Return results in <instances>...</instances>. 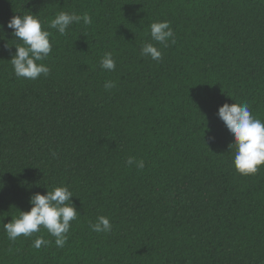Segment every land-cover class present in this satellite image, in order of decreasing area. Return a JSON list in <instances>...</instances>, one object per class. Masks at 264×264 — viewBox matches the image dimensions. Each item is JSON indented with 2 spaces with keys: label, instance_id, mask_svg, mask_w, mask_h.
<instances>
[{
  "label": "trees",
  "instance_id": "16d2710c",
  "mask_svg": "<svg viewBox=\"0 0 264 264\" xmlns=\"http://www.w3.org/2000/svg\"><path fill=\"white\" fill-rule=\"evenodd\" d=\"M61 11L92 23L61 36L48 28ZM19 14L51 33L36 80L10 62ZM159 21L166 48L151 40ZM0 25V264H264V166L237 173L216 115L246 102L264 120V0H0ZM145 42L162 59L141 56ZM107 52L115 71L100 67ZM62 185L79 211L64 247L43 228L9 240L29 197ZM99 216L110 232L92 231Z\"/></svg>",
  "mask_w": 264,
  "mask_h": 264
},
{
  "label": "clouds",
  "instance_id": "9594fccd",
  "mask_svg": "<svg viewBox=\"0 0 264 264\" xmlns=\"http://www.w3.org/2000/svg\"><path fill=\"white\" fill-rule=\"evenodd\" d=\"M88 25L92 18L88 14L83 16L75 12H59L48 24V28L55 29L61 36L70 30L74 23ZM7 28L12 29V35L21 43L15 46V53L10 60L14 74L17 78L36 80L42 74L49 75L50 68L43 63L52 52L50 42L51 33L42 27L38 15H15L7 22ZM151 40L156 44L169 46L175 43L174 31L168 21L152 22L149 25ZM4 25H0V32ZM140 55L154 61L162 59V51L153 43L145 42L140 48ZM100 67L106 71H115L116 61L112 53L107 52L100 60ZM115 82L107 81L105 89L114 88ZM217 117L224 123L227 130L234 137V142L229 145L233 153V166L237 173L243 176L254 175L264 166V120L254 116L246 102L224 103L218 108ZM55 156V153H53ZM126 164L135 165L138 169L145 167V162L135 157H128ZM72 191L67 186H56L46 194L39 192L29 197L31 205L29 211H20L15 218L3 224L4 232L11 241L19 237H32L41 229H46L48 234L55 238L57 247H64L67 242L71 222L77 220L79 211L72 202ZM96 233H108L112 230L109 218L97 217L95 223L90 224ZM49 243L43 236H37L32 246L40 249Z\"/></svg>",
  "mask_w": 264,
  "mask_h": 264
}]
</instances>
